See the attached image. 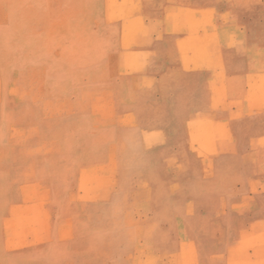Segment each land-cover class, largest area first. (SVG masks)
I'll return each instance as SVG.
<instances>
[{"label":"rangeland","instance_id":"rangeland-1","mask_svg":"<svg viewBox=\"0 0 264 264\" xmlns=\"http://www.w3.org/2000/svg\"><path fill=\"white\" fill-rule=\"evenodd\" d=\"M0 264H264V0H0Z\"/></svg>","mask_w":264,"mask_h":264},{"label":"crops","instance_id":"crops-1","mask_svg":"<svg viewBox=\"0 0 264 264\" xmlns=\"http://www.w3.org/2000/svg\"><path fill=\"white\" fill-rule=\"evenodd\" d=\"M239 58H230L227 59L226 61H223V65L221 66V69L224 70L225 74L228 76L227 78V89L231 92V94L236 95V89L237 87L240 88V84L237 83V81H239V79L234 75L235 72L233 71V68L230 67L231 65H237L238 63H240V59ZM191 74L193 75V77H196L197 75H199L198 77L199 80L201 79V76L204 72H206V70L204 71V68H199L196 66H191L190 70ZM218 72V70H214V75ZM212 75V74H211ZM198 80V79H197ZM197 80H194L195 82H197ZM198 80V81H199ZM208 83L211 84L212 81L209 79ZM200 83H198L197 85H199ZM195 83L192 85L191 83H189V89H194V87L197 86ZM239 92V91H238ZM243 91H240V94H242Z\"/></svg>","mask_w":264,"mask_h":264}]
</instances>
